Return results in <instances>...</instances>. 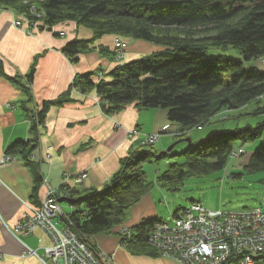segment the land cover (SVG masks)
Masks as SVG:
<instances>
[{
    "label": "trees",
    "instance_id": "trees-1",
    "mask_svg": "<svg viewBox=\"0 0 264 264\" xmlns=\"http://www.w3.org/2000/svg\"><path fill=\"white\" fill-rule=\"evenodd\" d=\"M0 4L40 22V27L75 21L96 36L115 34L158 46L149 55L116 66L107 74L110 79L96 71L75 76L73 88L84 94L96 91L103 111L108 114L130 103L141 108H164L169 122L181 127L182 133L176 139L182 141L191 129L203 126L223 110L263 100L255 113H264V69L245 67L247 61L264 58V0H0ZM92 42L93 39H74L66 44L64 52L77 61L80 54L93 50ZM211 46H233L242 58L210 56L206 50ZM113 54H119L117 46ZM34 69L33 66L27 76L29 81ZM0 74L6 75L2 60ZM223 74L228 75L227 80ZM12 79L21 83L15 77ZM22 86L29 89L24 83ZM31 99L29 92L24 102L26 108ZM70 100L66 93L30 110V137L14 141L6 149V156L20 154L31 166L34 191L43 180L38 164L31 157L38 147L42 124L51 105ZM261 137L264 120L219 131L198 141L191 139L183 152L185 162L171 164L158 174L157 181L167 189H176L190 176L218 172L235 157L234 151L242 148L236 146L237 141ZM153 146L141 143L133 146L103 187L68 189V198H80L73 204L69 220L82 240L90 242L99 234L119 233L115 228L124 223L130 208L154 185L143 169V162L157 155ZM245 167L250 172H264V143L255 149ZM261 181L264 182V177ZM160 219H143L129 229L130 236L122 233L131 253L158 256L159 252L149 243V233ZM227 264H237L236 259Z\"/></svg>",
    "mask_w": 264,
    "mask_h": 264
},
{
    "label": "crops",
    "instance_id": "crops-1",
    "mask_svg": "<svg viewBox=\"0 0 264 264\" xmlns=\"http://www.w3.org/2000/svg\"><path fill=\"white\" fill-rule=\"evenodd\" d=\"M20 17L18 11L0 4V60L6 73L0 74V264H46L37 255L24 256V245L11 232L27 210L25 202L39 204L47 192L46 183L61 187L65 182L71 190L103 187L131 148L139 144V138L128 136V129L137 127L144 133H156L171 123L167 110L141 108L136 103L108 114L103 111L96 91L84 94L72 86L78 73L96 71L107 76L119 64L158 50L157 45L115 34L96 36L91 29L75 21L27 29L26 23L22 27L15 25L14 21ZM74 39H93V50L80 54L77 61H72L64 52L66 44ZM117 39L127 44L122 58L113 54ZM102 49L112 53L102 54ZM33 66V79L29 81L27 76ZM23 83L28 86V92ZM29 92L32 99L26 103V108L24 102ZM66 93L70 101L48 109L38 147L31 155L43 179L34 191V172L22 155L14 154V159L7 163L1 161L11 143L30 137V110ZM161 137L155 143L161 147L157 152L171 141L169 137ZM82 174L85 176L78 182L77 177ZM155 194L153 188L144 194L115 231L131 229L146 218H160ZM159 194H164L162 188ZM63 209L71 212V203L67 202ZM120 239L118 233L112 232L96 235L92 241L113 254L109 264H132L135 258L144 255L131 253L120 244ZM24 241L37 249L46 261H52L44 249L51 244V237L43 229L36 228ZM145 257L146 264H182L170 256Z\"/></svg>",
    "mask_w": 264,
    "mask_h": 264
},
{
    "label": "built area",
    "instance_id": "built-area-1",
    "mask_svg": "<svg viewBox=\"0 0 264 264\" xmlns=\"http://www.w3.org/2000/svg\"><path fill=\"white\" fill-rule=\"evenodd\" d=\"M14 23L20 27L26 23L30 29L39 26L40 22L31 21L21 14ZM116 46L119 48L118 58H122L127 44L117 39ZM162 133L178 136L182 130L176 124L165 125L157 134H143L137 127L127 130L129 137L139 138V143L146 145L155 144ZM242 152L244 149L239 148L234 151V156ZM12 159L14 156L5 155L1 162L7 163ZM84 176H78L77 181L82 182ZM63 184L53 187L46 183L47 192L39 204L25 202L26 212L11 228L13 235L24 245L23 255H38V250L31 248L24 237L41 228L51 237V244L44 249L52 261L42 259L46 264H109L113 254L96 246L93 241L82 240L73 229L70 212L66 213L59 201L60 197L69 196L65 182ZM71 208L74 209L73 204ZM122 230L124 235H131L128 228ZM149 243L160 254L173 257L182 264H227L233 259L237 264H264V208L212 210L202 202L193 201L176 209L170 218L156 221L149 233Z\"/></svg>",
    "mask_w": 264,
    "mask_h": 264
},
{
    "label": "rangeland",
    "instance_id": "rangeland-1",
    "mask_svg": "<svg viewBox=\"0 0 264 264\" xmlns=\"http://www.w3.org/2000/svg\"><path fill=\"white\" fill-rule=\"evenodd\" d=\"M206 52L210 56L224 54L238 59L242 58L239 50L233 46H228L226 48L211 46L206 50ZM245 67H258L260 69H264V58L251 62L247 61L245 62ZM223 77L226 80L228 79L227 74H223ZM104 78L108 79V76H104ZM262 102L263 100L253 101L238 109L223 110L203 126L191 129L188 132V137H190L193 141H198L200 138L207 137L219 131H229L236 127H244L248 124L255 125L256 123L264 120V113H255L258 105ZM141 132L143 134L159 133ZM161 136L169 137L171 139L162 151L168 149L174 142L177 141L176 136L172 133H162ZM159 141L160 139L157 142ZM262 143H264V137L258 138L255 141H237L236 146H238V148H244V152L232 158L224 169L208 175L190 176L176 189H167L166 187L160 185L157 181L158 174L167 170L173 163L185 162L186 157L183 152L190 144V141H179L172 151L165 154L162 158H157L156 156L149 157L143 162V169L146 173L147 180L154 183L152 188L157 192L155 196L157 198L160 218L167 219L168 217H171L174 210L179 207L188 206L193 201L202 202L206 208L212 210L223 209L229 211H240L255 209L258 207L264 208V182L261 181L264 177V172H250L245 167L255 149ZM148 147L149 146L146 148ZM158 148L161 147L156 144L153 146V150L156 152ZM158 153L159 152H157V154ZM160 188L163 189L164 194H159ZM62 204L64 207L67 206V202H63ZM131 209L132 207L129 212ZM122 233L123 230H119L118 234L121 238L120 244L126 247L127 242L124 240ZM158 255L165 256L160 253H158ZM37 256L45 260L39 252ZM146 260L147 258L144 254L143 256L135 258L132 261V264H146Z\"/></svg>",
    "mask_w": 264,
    "mask_h": 264
},
{
    "label": "water",
    "instance_id": "water-1",
    "mask_svg": "<svg viewBox=\"0 0 264 264\" xmlns=\"http://www.w3.org/2000/svg\"><path fill=\"white\" fill-rule=\"evenodd\" d=\"M185 140H189L191 141V138L190 137H187ZM179 141H176L174 142L168 149L164 150V151H161L159 152L156 157L159 158V156H161L163 153H167V152H170L172 151V149L175 147V145L178 143ZM80 200V198H68V197H60L59 198V201L62 203V202H68V203H71V204H75L77 203L78 201Z\"/></svg>",
    "mask_w": 264,
    "mask_h": 264
}]
</instances>
